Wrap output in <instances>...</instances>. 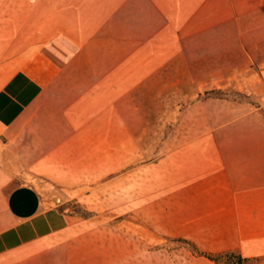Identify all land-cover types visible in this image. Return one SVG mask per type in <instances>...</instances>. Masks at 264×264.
Instances as JSON below:
<instances>
[{"label": "rangeland", "instance_id": "obj_1", "mask_svg": "<svg viewBox=\"0 0 264 264\" xmlns=\"http://www.w3.org/2000/svg\"><path fill=\"white\" fill-rule=\"evenodd\" d=\"M157 2L0 0V85L21 67L57 74L42 48L53 35L110 38L109 59L100 42V58L80 55L53 77L57 91L15 128V156L0 146L15 184L36 186L68 216L58 243L69 263L76 246L99 247V264L109 254L155 264L157 251L171 264L175 250L180 264L233 262L170 233L223 232L205 212V180L225 154L216 151L264 149V42L250 34L264 0L163 12ZM107 67L109 76L90 71Z\"/></svg>", "mask_w": 264, "mask_h": 264}, {"label": "crops", "instance_id": "obj_2", "mask_svg": "<svg viewBox=\"0 0 264 264\" xmlns=\"http://www.w3.org/2000/svg\"><path fill=\"white\" fill-rule=\"evenodd\" d=\"M181 2L182 9H194L188 6L189 0H159L156 9L160 12L165 8L179 10ZM238 27L244 32L243 25L237 24V35L240 34ZM250 34L252 41L264 42V23L253 24ZM106 41L108 49L103 51V58L109 59V37L100 40L92 33L76 40L68 34L53 35L43 40L42 48L45 53L57 56L58 60H53L60 68L51 66V70H60L57 74L48 72L50 68L45 66L21 67L0 85V146L7 154L15 156V128L33 116L48 92L57 91L53 77L60 76L62 70H72L71 62L80 55L91 61L100 58L101 43ZM113 52L114 44L112 55ZM90 71L95 76L100 72L108 75L110 67ZM216 153L225 154H219V171L210 172L205 180V203L209 206L205 212L211 221L219 222L223 232H203L202 235L171 232L170 235L191 238L202 252L231 254L240 259L239 264H264V149ZM9 165L0 162V264H99V247L96 246H76L75 259L69 263L68 246L58 243L68 226V216L52 207L50 199L36 186L15 184V171ZM113 248L115 246L109 247ZM180 252L170 253L171 264H180L177 255ZM130 258L124 255L117 263L116 257L109 254L108 264H127ZM155 264H164L163 251L155 254ZM185 264L220 263L192 258Z\"/></svg>", "mask_w": 264, "mask_h": 264}, {"label": "trees", "instance_id": "obj_3", "mask_svg": "<svg viewBox=\"0 0 264 264\" xmlns=\"http://www.w3.org/2000/svg\"><path fill=\"white\" fill-rule=\"evenodd\" d=\"M228 259H229V260L231 259L230 261H233V262H232L233 264H239V263H240V259H238V258H236V257H235V258L232 257L231 254L228 256ZM233 259H234V260H233Z\"/></svg>", "mask_w": 264, "mask_h": 264}]
</instances>
